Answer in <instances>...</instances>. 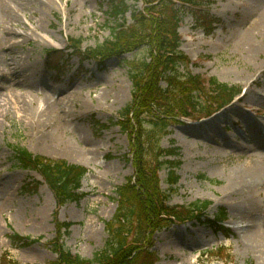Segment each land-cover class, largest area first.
<instances>
[{
  "label": "rangeland",
  "instance_id": "rangeland-1",
  "mask_svg": "<svg viewBox=\"0 0 264 264\" xmlns=\"http://www.w3.org/2000/svg\"><path fill=\"white\" fill-rule=\"evenodd\" d=\"M256 1L202 2L197 10L211 21L209 33L197 21L203 14L180 13L179 50L189 60L185 70L228 85L235 97L208 119L168 120L171 126L160 148L178 150L177 156L163 159L179 163L178 183L168 185L169 169L163 168L156 173L158 188L171 189L169 207L207 201L212 204L208 219L224 210L225 221L218 224L224 232L203 221L163 227L152 234L151 246L144 245L154 253L155 264H264V238L258 250L244 238L250 230L264 231L260 221L264 214L258 208L264 204V188L247 186L248 171L264 167V150L250 136L251 128L245 130L240 123L241 115H249L247 110L259 111L256 122L264 134V31L250 32L256 24L251 16ZM39 2L46 4L45 13L36 10L32 15L12 6L13 22L0 29V37L9 29L28 34L27 40L18 36L11 40V45L17 44L12 53L0 47V75L7 73L3 72L9 70L6 62L14 57L22 59L19 65L26 69L24 79L28 78V85L19 87L13 78L0 77V99H9L15 92L25 104V112L18 111L11 99L12 110L0 119V263L6 255L16 264H52L57 260L54 243L91 260L108 243L104 224L116 214V189L136 178L137 126L128 124L133 131L124 132L120 118L125 109L143 110V99L134 98L127 63L151 60L150 49L141 47L103 66L93 61L81 64L62 52L71 38L83 41L82 50L101 44L118 23L131 24L133 12H141L143 3L125 0L129 9L116 21L108 15L110 0ZM33 5L39 7L38 2ZM247 43L252 44L247 47ZM51 50L58 53L47 55ZM185 70L179 67L181 74ZM241 91L244 100L235 103ZM233 105L236 110H230ZM13 148L45 162L84 167L87 173L77 190L80 198L59 207L39 173L17 166ZM65 224L67 229L62 228Z\"/></svg>",
  "mask_w": 264,
  "mask_h": 264
},
{
  "label": "trees",
  "instance_id": "trees-1",
  "mask_svg": "<svg viewBox=\"0 0 264 264\" xmlns=\"http://www.w3.org/2000/svg\"><path fill=\"white\" fill-rule=\"evenodd\" d=\"M204 1L209 4L212 0H140L144 9L133 12L131 24L126 25L124 20L118 23L110 29V37L94 48L82 50V40H69L72 51L69 56L79 57L82 61L103 63L145 46L150 49L152 59L127 63L134 98L136 101L143 99L140 106L143 110L136 113L135 110L125 109L120 118L121 123L125 122L120 123L124 132L133 131L130 127L132 123L137 126V133L134 134L136 178L116 189V214L111 222L104 224L108 243L91 260L72 255L64 246L54 243L52 249L57 260L52 264H155L157 259L154 253L144 248V245L151 246V236L155 231L191 221H203L207 226L217 228L225 219L224 210L215 215L214 221L206 219L212 205L207 201L195 202L187 208L167 206V194L171 189L160 191L156 174L163 168L169 169L167 184L176 186L178 183L175 169L179 163L163 160L177 156L178 150L160 148L161 139L171 126L170 118L194 120L207 117L235 96L233 88L228 85L219 84L215 79L204 80L185 70L189 60L179 50L180 15L185 11L203 14L197 21L209 33L211 21L207 22V14L193 10L200 8ZM174 2L182 7L178 8ZM110 3L108 15L114 20L123 17L129 9L125 0H110ZM179 67L184 68V74L179 72ZM133 119L134 122H131ZM12 151L20 169L40 174L55 195L59 207L80 198L77 190L87 173L85 168L65 162H45L19 148ZM68 227L62 225L65 229ZM218 228L224 232L223 227ZM130 238L132 243L127 242ZM0 264L16 263L4 255Z\"/></svg>",
  "mask_w": 264,
  "mask_h": 264
},
{
  "label": "bare ground",
  "instance_id": "bare-ground-1",
  "mask_svg": "<svg viewBox=\"0 0 264 264\" xmlns=\"http://www.w3.org/2000/svg\"><path fill=\"white\" fill-rule=\"evenodd\" d=\"M41 2H44V0H39ZM37 0H0V29H4L3 26H5V24L10 25L9 23L13 22V11L15 12V10L19 7L25 11H29L32 15H35V11L37 10L39 11H44V13L46 12V4L45 3H40ZM39 3V7H37V5H33V3ZM16 5L18 7H16ZM9 6V7H8ZM12 6H15V10ZM254 10L251 12L252 13V17L255 18L256 20V24L252 26L251 31L250 32H263L264 31V0H257L254 3ZM49 9V8H48ZM12 10V11H11ZM34 30H38V27L35 26ZM16 36L18 37H25V39H28V34H20V33H16L13 32L11 29L7 30V31H3V35L2 37H0V47L2 48V50H6V52L12 53L13 49L15 48V46L17 44L11 45L10 42L11 40H13ZM44 37L46 40H48L51 44H55L54 40H52L51 37L47 36L46 34H44ZM252 43H247V47L251 46ZM256 49H252V53H255ZM22 61L21 58H14L12 57L9 61L6 62V66H9V70H5L3 72L4 73L2 75H0V77H2L3 79L8 80L9 78H13V84L14 86H27V82H28V78H25V73H26V69L23 68L22 65H19V63ZM250 92V89H248L246 91V93ZM12 94V93H11ZM244 97V96H243ZM242 98L239 99L240 100H244ZM9 99L6 98V96L4 98L0 99V119L5 118L6 115L8 114V112L10 110H12L11 107V101L14 102V106L15 108H17L18 111L22 110L25 112V104L23 103V100L20 101V97L14 92V94L10 95V97H8ZM12 99V100H11ZM261 97H259L258 100H260ZM257 100V101H258ZM57 103V102H56ZM56 103H50V106L53 107V105L55 106ZM53 104V105H52ZM236 105H233L230 107V110H236ZM222 116L226 117L227 114L224 113L222 114ZM219 117H221L220 115L215 117L214 120L218 119ZM210 121H213V119L211 120H207L206 122H203L201 124H197V127H200L202 125H206L211 123ZM251 127V132H250V136H254V142L257 145V147H259V149L264 150V137H263V133L260 131V129L258 130V126L257 124L251 123L250 125ZM200 137V136H199ZM251 176H250V181L247 184L248 187L251 186H259L261 189L264 188V167H254L252 169H250L248 171ZM259 210L264 214V204L258 207ZM260 221H262L261 223V228H263L264 226V221L263 218H260ZM173 226V225H172ZM189 226H186L184 229H186ZM250 227V226H249ZM242 228V227H241ZM248 228V227H246ZM251 231V232H250ZM249 232H246L244 236L245 240L248 241L255 250H258L259 245H260V241L262 238H264V231L261 233V231L258 233L256 230H250ZM152 242V240H151ZM150 242V243H151ZM264 246V244H263Z\"/></svg>",
  "mask_w": 264,
  "mask_h": 264
}]
</instances>
